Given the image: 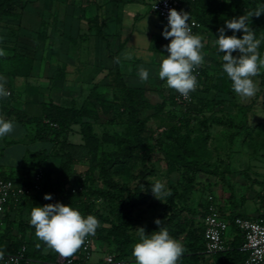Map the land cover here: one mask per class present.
<instances>
[{
	"label": "rangeland",
	"instance_id": "obj_1",
	"mask_svg": "<svg viewBox=\"0 0 264 264\" xmlns=\"http://www.w3.org/2000/svg\"><path fill=\"white\" fill-rule=\"evenodd\" d=\"M132 1L134 0H25L22 8L1 17L0 49L6 53L5 55L13 52L29 55L33 59V65H35L33 78L29 80L25 78L12 79L11 87L7 86V82L5 83V88L11 93L10 96L13 99L12 105L20 110L25 108V95L30 93L28 89H24L27 88V82L30 84L44 82L47 85L48 88L46 89L49 91L44 90L38 93V97L42 100L55 93L51 89L53 81L55 79L64 81V69L61 66L66 64L67 58L64 56L74 54L72 44L77 46L76 54H102L103 58L99 64L100 73L96 69L97 74L93 71L94 61L91 60L88 77L90 81L91 78H96L104 88L105 97L112 100L113 88L108 71L114 67L113 62H109L112 58L109 54H114V44L110 36L103 41L96 42L97 27L89 24L88 17L97 15L99 17L98 24L102 22L104 16H108L110 19L118 16L120 19L125 18L126 21H135L134 35L130 43L122 50L121 55L124 57V53L130 52L132 58L134 55V57L137 56L141 66L147 69L146 63L152 54L150 49L151 34L159 32L162 20L152 12L149 4H141L140 6L131 4L127 7L124 16L122 12L116 15L115 8ZM138 12L140 17L134 20V15ZM246 12H250L248 6H242L238 0H226L220 15L226 21L242 16ZM81 24L85 28H82ZM87 26L89 28L91 26L94 33L86 34L83 32L81 35V30L88 28ZM249 26L256 32L257 38L261 39L259 52L264 56L262 25L252 16L249 20ZM236 34L240 38L243 36L242 31L236 32ZM198 35L203 37L204 44L202 49L204 63L202 65L212 74L211 88L204 95L202 102H199L200 107L191 109L188 125L182 126L179 131L157 129L155 150L148 159L142 154H137L130 163L112 167L113 178H127L132 187L137 182L134 177L140 170H144L145 166L150 169L145 180L152 185L156 181H160L169 191L173 186L178 192H181L186 182L191 179L193 184L189 198L191 211H183L181 217L183 221L187 217L194 219L196 223L199 222L200 218L199 214L196 213L202 211L203 204L210 194L215 196L220 207L223 205L233 207L232 194L238 204H241L242 197L245 198L237 208L236 213H247L256 209L260 202L259 197L264 193V86L260 87L258 76L254 77V80L258 82L259 90L254 97L241 103L232 91L231 81H226L222 72L223 53H220L214 44L215 39L219 38V32L204 26ZM82 36L87 38L82 40L80 38ZM67 39L71 42H67ZM52 54L53 57L57 55L61 63L57 74L54 73V65L47 66L50 65L49 58ZM108 56L109 58H107ZM98 73L99 76L97 77ZM145 89L144 99L137 106L124 112L119 111L120 118L124 121L123 124H98L94 126L99 137V144L93 148L84 145L80 128L77 125L72 128L66 140L61 142V145H55L53 149L54 146L49 141L32 142L29 140L34 132L33 126L16 121L14 116H12V120H8L14 123V130L0 138V171L8 174L16 172L20 176L23 175L28 178L39 170L43 173V180L38 188L33 190V193L28 196L27 201L15 215L16 232L28 233L32 247H38L42 241L36 237L35 229L29 223L31 209L34 206L56 202L68 205L71 198L78 199L88 205L86 216L89 214L95 216L100 222L98 228L112 230L111 224L106 219L112 220L114 218L116 207L114 202L82 194L72 197L65 192H58L55 189V183L58 174H63L66 179V188L77 179H81L86 187L103 188L104 185L97 165L102 153H120L122 151L119 144L103 141V134L111 138L125 135L130 131L132 116L146 120L148 125L154 127L150 117L153 108L157 105L164 104L165 111L179 112L178 107L169 100V88L166 81L164 84L152 82L147 84ZM61 93L60 97L64 99L68 91ZM78 104L81 105L82 102L79 100ZM27 110L30 115L40 113L39 105L34 103ZM5 117L4 110L1 109L0 118L5 119ZM181 137L188 140L191 149L197 155L196 157L184 152L178 143V138ZM79 145H82L81 149L77 148L76 150H82L80 154L77 151L71 152L75 150L72 146ZM39 150H43L45 155L50 154L40 159L34 157L32 166L24 165L26 162L25 155L28 151L36 153ZM172 153H180L188 160L197 159L203 164L204 169L195 173L188 171L179 163H175L179 158L171 156ZM68 160L67 165L61 167L62 163L65 164ZM45 194H51L53 198L45 200ZM164 199L165 197L161 202L151 192L148 203L134 210L129 229L132 241L125 247L126 250L130 251L135 243L140 242L136 230L138 227L145 228L146 234L158 231L154 228V220L161 213V204ZM98 234L97 239L93 242L91 259L93 261L109 252L108 239L104 238L106 231L100 233L101 237H98ZM174 239L182 243L184 236L182 234ZM46 252L51 253L53 251L48 248ZM131 253L128 257L134 259Z\"/></svg>",
	"mask_w": 264,
	"mask_h": 264
},
{
	"label": "trees",
	"instance_id": "obj_2",
	"mask_svg": "<svg viewBox=\"0 0 264 264\" xmlns=\"http://www.w3.org/2000/svg\"><path fill=\"white\" fill-rule=\"evenodd\" d=\"M242 6H248L250 12L255 11L258 6H264V0H238ZM25 0H1L0 1V18L7 16L8 14L20 9L24 6ZM226 0H194L189 3L187 9L188 13L197 19L202 29L204 26L211 30L218 31L221 27H225V20L222 19L220 12L222 11ZM257 19L262 27L261 32L264 34V13L259 17L253 16ZM99 17L96 15L89 19V24L97 27V33H101L97 21ZM165 27V26H164ZM162 28L159 36L154 37V44L160 45L164 50L165 54L168 55L165 47L170 43V40L164 39ZM91 28V26H90ZM225 33L233 35L231 30L225 27ZM235 35L240 38L236 33ZM257 37V35H256ZM233 55H237L234 53ZM223 64V60L221 62ZM33 70V59L29 55L21 54L19 52H13L9 55L0 56V77L6 79L7 86L11 87V80L16 78H29ZM223 72V69H222ZM112 81V100H108L103 93H99L94 87L87 98L80 106L72 104L70 106H59L54 104L52 101L40 103V113L37 115H30L28 111L17 110L13 107L11 93L0 100V111L4 110V114L7 119L15 117V120L29 124L34 127L31 141H49L55 145H61L64 142L68 134L72 131L73 126H79L80 134L84 145L87 147H95L99 144V137L97 136L94 126L102 124H123L124 121L120 118L119 111L128 110L131 107L137 106L142 99H144L145 89L140 87H133L129 84L125 73L119 68L117 62H115L113 69L108 71ZM203 74L205 76V84L196 90L194 93L193 103L186 109L180 106L175 101L176 91L169 88L168 96L172 104L178 107V113L174 111H165L164 104L157 105L153 108L151 119L154 123V127L147 124L146 120L139 119L136 116H132L130 119V131L123 136H117L111 138L106 134H103L102 140L105 142H115L122 147L120 153L116 152H103L98 162V169L102 178L103 188H91L84 186L81 179L74 180L73 183L66 188L65 187V176L58 174L55 189L58 192H65L69 196L89 195L96 198H103L112 201L116 204L114 218L112 220L106 219L111 224L112 230H103L98 228L94 240H96L97 233L98 237H101L100 233L106 231L104 238L108 239V250L110 254L115 255L116 258H129L128 256L132 252L126 250L125 247L132 241L129 235L130 222L133 219V212L135 209L144 206L148 203L151 197L152 183L146 181V176L150 169L145 166L144 170H140L134 177L137 181L132 187L128 183L127 178L114 179L112 167L115 165H126L135 159L137 154L144 155L147 159L155 150L156 138L155 134L157 129H171L173 131H179L182 126H187L190 121L191 109L194 107H200L199 102H202L204 95L211 88V73L208 72L207 68H203ZM226 81H230L227 74L223 72ZM260 87L264 86V70H261L260 75ZM178 143L187 155L196 157L197 155L191 149L189 142L186 138H178ZM82 145L72 146L71 152L77 151L81 153ZM51 150V152L53 151ZM50 154V153H49ZM43 150L38 152L28 151L25 155L26 162L24 165H31L34 161V157L40 159L47 155ZM171 156H176L179 159L176 160L186 170L191 172H199L204 169L202 163L197 159L188 160L180 153H172ZM71 162L73 160L70 159ZM69 160L61 167L67 165ZM40 163V162H39ZM34 175V174H33ZM33 175L28 178L18 173H6L0 171L1 179H10L18 185H28L31 183ZM192 180L189 179L181 192H178L175 187H171V195L165 197L162 205L161 213L158 218L162 221L161 227H166L173 238H177L179 235L184 236L183 246L185 252L180 258L178 264H201V252L205 250V241L203 238V217L206 213V202L203 204V209L199 214V222H195L194 219L181 217L183 211H191L189 205V198L192 191ZM76 194H75V193ZM27 197H24L17 205L12 206L4 215L2 219L3 227L0 232V248H6L8 251H13L22 244H27L28 253L27 255L36 259L43 260L46 258H53L55 252L45 253L48 249L44 242L38 247H32L30 235L24 232H16V212L24 205L27 201ZM233 207L223 209L220 207V211L231 223V229L235 231L234 238L228 243V249L222 253L217 254L219 260L218 264H240L245 254L239 251V248L244 242L243 233L233 225V220L236 216H242L241 213H236L239 205L243 203L245 198H241L240 203L234 200V195H231ZM260 202L264 200V193L259 197ZM68 205L80 211L83 216L87 214L88 205L80 202L78 199L71 198ZM156 230H159V226L154 225ZM117 233V234H116ZM111 237V238H109ZM135 262L134 259L130 258Z\"/></svg>",
	"mask_w": 264,
	"mask_h": 264
},
{
	"label": "clouds",
	"instance_id": "obj_3",
	"mask_svg": "<svg viewBox=\"0 0 264 264\" xmlns=\"http://www.w3.org/2000/svg\"><path fill=\"white\" fill-rule=\"evenodd\" d=\"M264 13V6H258L255 11L246 12L244 15L225 21V27L233 32V35L225 34V27H221L219 38L214 44L218 51L223 53L222 69L231 81L232 91L241 103L254 97L259 90L258 82L254 77L260 75L264 69V56L259 52L262 43L256 37V32L249 26L252 16L259 17ZM190 13L174 8L168 10L167 25L162 36L170 40L165 50L166 55L159 64L158 77L166 81L167 87L174 89L181 96L188 97L198 86L197 77L193 73L204 63L203 37L194 35L190 25ZM170 29V30H169ZM243 32L242 38L235 33ZM237 53V55H233ZM6 53L0 49V56ZM125 59H132V54H123ZM120 62V58H116ZM138 76L141 82H146L149 72L140 67ZM6 79L0 77V98H6L10 93L5 88ZM14 130L12 121L0 118V138L10 134ZM152 194L162 202L164 197L171 195L165 185L156 181L151 187ZM51 194H45V200H51ZM30 225L35 229L36 237L44 242L48 248L59 253L62 257H71L83 245L85 238L95 235L100 226L98 219L89 214L83 216L79 210L56 202L43 206H34L30 213ZM154 223L159 226L158 231L146 234L145 228L138 227L137 233L140 242L132 248V256L135 264H178L183 256L185 248L183 244L174 239L166 227H161L162 221L157 218ZM3 251H0V260L3 259Z\"/></svg>",
	"mask_w": 264,
	"mask_h": 264
},
{
	"label": "built area",
	"instance_id": "obj_4",
	"mask_svg": "<svg viewBox=\"0 0 264 264\" xmlns=\"http://www.w3.org/2000/svg\"><path fill=\"white\" fill-rule=\"evenodd\" d=\"M194 0H152L150 9L162 20L164 26L167 25L168 10L171 8L177 11L188 12V5ZM195 21L192 27V33L198 35L202 30L201 23L190 15V25ZM170 30V29H169ZM203 66L198 67L193 73L197 77L199 89L205 84ZM193 91L188 97L181 96L177 91L175 101L184 109L188 108L194 100ZM43 180L41 170L34 173L31 183L28 185H18L10 179L0 178V232L2 231V219L5 213L17 205L24 197L30 196L34 189H37ZM262 210L256 217L236 216L233 225L243 233L244 242L239 251L245 254L244 260L240 264H264V200L261 203ZM203 221V238L205 241V253L215 255L228 249L226 233L231 227L230 221L222 215L220 205L214 195L207 197L206 213ZM93 235L85 238L83 245L71 257H62L59 253L54 254L49 264H89L93 255ZM3 251V259L0 264H40L27 255V244H22L13 251L6 248H0ZM99 264H135L130 258H116L115 255L107 253Z\"/></svg>",
	"mask_w": 264,
	"mask_h": 264
},
{
	"label": "crops",
	"instance_id": "obj_5",
	"mask_svg": "<svg viewBox=\"0 0 264 264\" xmlns=\"http://www.w3.org/2000/svg\"><path fill=\"white\" fill-rule=\"evenodd\" d=\"M152 0H134L132 2L126 3L125 5H121L120 7L118 6L117 8H115L116 10V15H119V13H123L122 15L124 16V14L126 13V9L128 6H130L131 4L140 6L141 4H149L150 7V3ZM134 11V10H132ZM94 16H90L88 17V19L95 17ZM140 17V13L138 12L136 15H134V20H137ZM108 16H104L103 20L101 23H99V27L101 28V33L100 34H96L95 38H96V42L99 41H103L106 37L110 36L111 40L114 44V54H109V56L111 55L112 58L109 60V62H113V66L116 62V58H120V62L118 63L119 68L122 72L125 73V76L128 79V82L131 86L133 87H140V88H144L146 87L147 84H151L152 82H160L162 84H164V80L159 79L158 77V71H159V64L161 62V60L166 56L164 50L162 49V47L160 45H156L154 44L153 38L159 36V34L162 31V28L164 27V24L162 22L161 25V29L159 30L158 33H153L151 34V53L150 56L148 57V62L146 63V65L148 66L147 70L149 72V78L146 82H141V80L139 79L138 76V70L141 67V62L140 60L136 57L133 56L132 59H125L124 57H122L121 52L124 49L125 46L128 45V43H130L131 38L134 35L135 32V21L133 22L132 20L126 21L125 18H118L114 17L112 19H108ZM82 25V24H81ZM82 28L85 26H81ZM88 27V26H87ZM91 28H86L84 30H81V35H83V32L86 34H91L94 33V30ZM96 33V32H95ZM77 35V34H76ZM75 35V37H76ZM82 40L87 38L85 36L80 37ZM67 42H71L69 39L66 40ZM153 43V44H152ZM72 44V43H71ZM72 50L74 51V54H67L66 56H64L65 58H67L66 64L65 66H61L64 69V81L63 80H59V79H55L53 81V87L51 88L52 91H54L55 93L51 96H49L47 99L42 100V98L38 97V93H41V91H49L47 87V85L43 82H38V83H28L27 82V88L24 89H28L29 90V94L26 93L25 95V108L23 110L28 111L27 109H29V107L34 103V104H38L39 108H40V103L41 102H49L52 101L54 104L59 105V106H70L72 104H75L76 106H80L78 104V101L80 100L82 103L84 102V100L87 98V96L90 94V92L93 90L94 87H97V91L99 93H103V87L102 85L96 80V78H91V81L88 77V69L89 67V63H91V60L94 61V69L93 71H95V73L97 74V72L101 71L99 64L100 61L102 60V54H76L77 53V46L75 44H72ZM73 53V52H72ZM61 56V55H60ZM109 56L107 58H109ZM49 63L50 65L47 66H52L54 65L55 67V71L54 73L57 74V70L59 69L60 66V61L57 55H55L53 57L52 56L49 58ZM68 63V64H67ZM203 66V65H202ZM204 67V66H203ZM206 68V67H204ZM97 72H96V70ZM31 76L29 78H27L26 80H29L31 78H33V75H35V65H33V70L31 72ZM100 73V72H99ZM99 73L97 75V77L99 76ZM87 74V75H86ZM93 79V80H92ZM146 90V89H145ZM67 92V95L65 96L64 99H62L60 97V95L62 94L61 92ZM9 92V91H8ZM74 92V93H73ZM59 93V94H58ZM56 97V98H55ZM3 98H0V100H2ZM14 107V106H13ZM15 108V107H14ZM17 109V108H16ZM20 110V109H17ZM20 110V111H23ZM6 120H12L7 119L5 117ZM74 127V126H73ZM32 135L30 137L29 140H31ZM24 166V165H22ZM229 206H224L223 205V209L227 208ZM262 210V206H261V202H259L256 206V209L254 211L251 212H247V213H243V216H248V217H256L260 214ZM241 213V214H242ZM235 236V231L233 229L228 230V232L226 233V239L228 241V243L234 238ZM45 253L46 252L45 250ZM107 254V253H105ZM104 256L101 255L98 258H96L94 261L91 260V262L89 264H99L102 261V258ZM52 258H46L43 260H40V264H49L51 262ZM201 260L202 263L201 264H218L219 260L217 258V254L215 255H208L204 252H201Z\"/></svg>",
	"mask_w": 264,
	"mask_h": 264
}]
</instances>
